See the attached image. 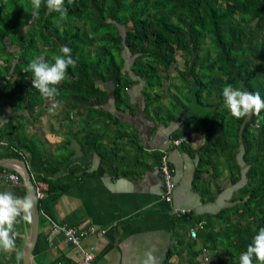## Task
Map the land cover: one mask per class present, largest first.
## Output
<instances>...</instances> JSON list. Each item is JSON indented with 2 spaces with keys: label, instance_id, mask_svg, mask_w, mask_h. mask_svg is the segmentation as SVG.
Instances as JSON below:
<instances>
[{
  "label": "trees",
  "instance_id": "16d2710c",
  "mask_svg": "<svg viewBox=\"0 0 264 264\" xmlns=\"http://www.w3.org/2000/svg\"><path fill=\"white\" fill-rule=\"evenodd\" d=\"M64 5L68 15L61 18L43 5L35 12L31 0H0V119L10 108L16 112L0 126V157H19L33 169H49L44 143L25 131L22 121H38L37 107L53 103L60 118H86L84 132L72 135L99 150L91 122L110 116L104 109L109 94L100 84L113 82L121 109L132 107L128 90L142 79L150 115L175 120L178 105L189 107L191 82L196 80L199 101L212 107L204 119L185 122L205 133L196 178L205 169L215 180L233 184L246 175L244 196L230 208L224 229L214 230L210 224L204 243L211 247L210 262L238 264L255 230L264 227V109L236 119L225 106L222 89L232 84L264 98V0H64ZM63 45L72 49L77 64L57 85L59 96L45 99L32 87V74L23 69L36 56L54 62ZM125 51L134 56L129 71ZM177 55L184 64L173 75ZM45 112L40 109L39 116ZM10 173L22 181L15 168L0 165V181L10 182ZM55 188L62 193L55 185L48 193ZM44 209L50 212L40 201ZM224 213L212 215L210 222L220 221ZM14 230L16 247L0 250V264H20L16 252L22 253L23 236ZM69 263L74 261L61 255L49 264ZM253 264L258 262L254 259Z\"/></svg>",
  "mask_w": 264,
  "mask_h": 264
},
{
  "label": "crops",
  "instance_id": "0c3cea01",
  "mask_svg": "<svg viewBox=\"0 0 264 264\" xmlns=\"http://www.w3.org/2000/svg\"><path fill=\"white\" fill-rule=\"evenodd\" d=\"M100 86L109 94L104 109L110 116L95 117L91 123L96 133L92 140L99 142L103 155L83 137L77 140L72 135L73 131L84 132L86 118H60L53 103L36 108L38 121L22 120L25 131L44 143L49 160L47 170L33 169L26 160L36 187L45 193L39 202L44 201L51 212L41 211L34 263L49 264L61 255L74 263L79 261L78 249L53 230L52 222L56 221L79 229H106L103 235L92 234L83 239L86 248H96L93 264H143L148 252H154L157 264H206L204 249L211 258V247L204 243L207 228L213 223L214 230L224 229L230 208L244 196L241 189L246 182L245 172L236 184L215 180L210 169L202 171L201 179H197L198 150L205 133L195 123L188 125V121H177L178 117H152L145 107L143 87L129 88L132 107L120 109L113 82ZM40 109L46 110L42 116ZM13 110L8 109L2 116L0 126L16 114ZM165 153L175 169L177 187L172 202L162 197L160 161ZM18 172L22 181L1 180L0 191H12L21 197L27 194L22 173ZM52 185L63 189L62 193L57 194L55 188L50 195L47 188ZM178 208L190 211L180 215L176 213ZM222 212L225 215L220 221L210 222L212 215ZM29 222L20 219L14 225L23 236L22 250ZM194 227L196 238L191 236ZM19 261L22 264V258Z\"/></svg>",
  "mask_w": 264,
  "mask_h": 264
},
{
  "label": "clouds",
  "instance_id": "9594fccd",
  "mask_svg": "<svg viewBox=\"0 0 264 264\" xmlns=\"http://www.w3.org/2000/svg\"><path fill=\"white\" fill-rule=\"evenodd\" d=\"M68 3H73V0H68ZM31 5L35 12L43 5L48 13L56 12L61 18L68 15L64 0H31ZM76 64L72 49L68 45H63L59 49V54L54 56V62L47 61L42 55L36 56L23 71L32 74V87L38 90L43 98L50 99L59 96L57 85L66 79L68 69L75 68ZM222 96L228 111L236 119L252 114L259 115L264 109V98L258 91L250 92L227 84L222 89ZM35 203V198L30 193L21 197L12 191H0V250L10 252L15 249L17 233L14 225L18 222L17 218L30 220ZM255 232L247 250L240 255L239 264H253L254 259L258 264H264V227L256 229ZM22 255L21 252H16L17 261ZM145 255L143 264H157L154 252Z\"/></svg>",
  "mask_w": 264,
  "mask_h": 264
},
{
  "label": "water",
  "instance_id": "95a60500",
  "mask_svg": "<svg viewBox=\"0 0 264 264\" xmlns=\"http://www.w3.org/2000/svg\"><path fill=\"white\" fill-rule=\"evenodd\" d=\"M198 90V82L196 80H192L189 107L182 104L176 107L175 113L178 116L177 121H192L195 119L202 120L212 110V107L204 105L199 101ZM0 165L12 167L20 171L26 184L27 194L30 193L35 198L36 203L34 208L31 210L30 230L22 250V264H35L33 260V253L38 241L41 220L37 187L25 159L19 157H0Z\"/></svg>",
  "mask_w": 264,
  "mask_h": 264
},
{
  "label": "built area",
  "instance_id": "2783aa9c",
  "mask_svg": "<svg viewBox=\"0 0 264 264\" xmlns=\"http://www.w3.org/2000/svg\"><path fill=\"white\" fill-rule=\"evenodd\" d=\"M160 172L163 180V193L162 197L167 202H172L174 199V194L176 191V181L174 177V169L170 164V158L167 153L162 155L161 164H160ZM6 179L10 182L19 183V177L17 174L10 173L6 176ZM45 193L43 190L37 188V196L38 199L44 197ZM190 210L182 208L176 209L177 214H187ZM52 228L54 231H57L65 236V238L72 243L80 253V259L77 263H69V264H93L94 259L96 257L95 248H86L83 244V239L92 235L98 234L103 235L106 232V229H98L94 226L88 227L86 229H79L75 226H69L66 224L58 223L56 221L52 222ZM198 235L197 227L191 229V236L196 238ZM210 256L208 255V251L204 249L203 252V260L206 264H210Z\"/></svg>",
  "mask_w": 264,
  "mask_h": 264
},
{
  "label": "rangeland",
  "instance_id": "374dc122",
  "mask_svg": "<svg viewBox=\"0 0 264 264\" xmlns=\"http://www.w3.org/2000/svg\"><path fill=\"white\" fill-rule=\"evenodd\" d=\"M120 28L123 30V27L120 26ZM125 58H126V63H125V66H126V69L129 71L131 70V66L133 64V61H134V56L130 53H128L127 51H125ZM177 59L179 60L177 64H174L172 67H171V73L173 75H178L180 73V68L183 67V64H184V58L181 56V55H177ZM178 79L176 78V81ZM144 80H140L139 83H137L136 85H134L133 87L134 88H138L139 86L140 87H144ZM48 102H53V101H48ZM165 102H168V100H165ZM57 107V106H56ZM19 229V228H18ZM95 253H96V248H95Z\"/></svg>",
  "mask_w": 264,
  "mask_h": 264
}]
</instances>
